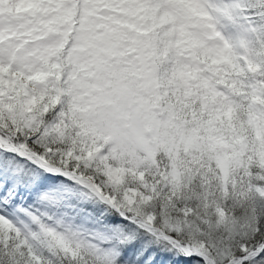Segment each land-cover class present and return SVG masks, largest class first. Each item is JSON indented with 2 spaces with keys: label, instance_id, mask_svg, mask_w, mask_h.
<instances>
[{
  "label": "snow or ice",
  "instance_id": "snow-or-ice-1",
  "mask_svg": "<svg viewBox=\"0 0 264 264\" xmlns=\"http://www.w3.org/2000/svg\"><path fill=\"white\" fill-rule=\"evenodd\" d=\"M0 264H264V0H0Z\"/></svg>",
  "mask_w": 264,
  "mask_h": 264
}]
</instances>
